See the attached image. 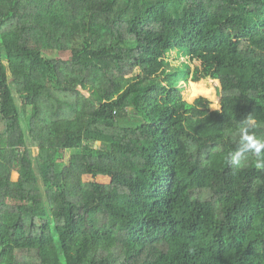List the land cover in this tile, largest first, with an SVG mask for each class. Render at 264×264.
Returning a JSON list of instances; mask_svg holds the SVG:
<instances>
[{
	"label": "trees",
	"instance_id": "1",
	"mask_svg": "<svg viewBox=\"0 0 264 264\" xmlns=\"http://www.w3.org/2000/svg\"><path fill=\"white\" fill-rule=\"evenodd\" d=\"M82 1L0 0V264H264V0Z\"/></svg>",
	"mask_w": 264,
	"mask_h": 264
},
{
	"label": "rangeland",
	"instance_id": "2",
	"mask_svg": "<svg viewBox=\"0 0 264 264\" xmlns=\"http://www.w3.org/2000/svg\"><path fill=\"white\" fill-rule=\"evenodd\" d=\"M94 4H96L95 2H86V1H82V0H74V5L76 6H81V7H91ZM170 61L172 64H177V60L175 59V57L171 56ZM183 61H186L184 58H182ZM191 68H193V65L191 64ZM182 82H180L181 87H182V96L183 98L188 101V102H193V100L195 98H197L198 96H204L208 99L210 107L212 109H217L219 107V84L218 81L216 80H212L210 78H206V79H202L200 81L197 82H193V81H184V79L182 78L181 80ZM13 92V91H12ZM14 96L16 97V94L14 93ZM17 102H20V100L18 99V97H16ZM16 136L18 140H22V127L18 126L16 129ZM34 150L31 151L32 154V158L34 159L33 155H34ZM17 173L14 172L12 174V178L16 179L17 178ZM86 177H84L85 179ZM96 179L98 181L101 182H108L107 178L104 177H96Z\"/></svg>",
	"mask_w": 264,
	"mask_h": 264
},
{
	"label": "clouds",
	"instance_id": "3",
	"mask_svg": "<svg viewBox=\"0 0 264 264\" xmlns=\"http://www.w3.org/2000/svg\"><path fill=\"white\" fill-rule=\"evenodd\" d=\"M251 115L240 121L238 127V146L228 154L227 162L231 167H240L248 154H252L255 166L264 169V138L258 137L254 131Z\"/></svg>",
	"mask_w": 264,
	"mask_h": 264
},
{
	"label": "water",
	"instance_id": "4",
	"mask_svg": "<svg viewBox=\"0 0 264 264\" xmlns=\"http://www.w3.org/2000/svg\"><path fill=\"white\" fill-rule=\"evenodd\" d=\"M34 151H35V150H34ZM36 151H37V150H36ZM36 151H35V152H36Z\"/></svg>",
	"mask_w": 264,
	"mask_h": 264
}]
</instances>
